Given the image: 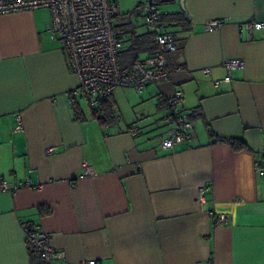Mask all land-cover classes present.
Here are the masks:
<instances>
[{"label":"crops","instance_id":"0c3cea01","mask_svg":"<svg viewBox=\"0 0 264 264\" xmlns=\"http://www.w3.org/2000/svg\"><path fill=\"white\" fill-rule=\"evenodd\" d=\"M114 1L119 63L130 66L154 52L137 42L147 33L144 0ZM160 2L177 44L170 76L141 91L115 87L113 120L104 124L83 95L70 101L79 81L50 38L49 11L0 14V178L21 185L0 191V264H41L23 225L50 235L63 252L54 264H264V28L250 38L242 28L264 22V0ZM172 13L186 22L169 20ZM209 18L224 23L206 31ZM223 58L244 66L215 85ZM175 90L195 131L170 150L159 139ZM16 113L22 131L13 130ZM82 161L97 174L80 177ZM219 213L227 224L215 222Z\"/></svg>","mask_w":264,"mask_h":264},{"label":"built area","instance_id":"2783aa9c","mask_svg":"<svg viewBox=\"0 0 264 264\" xmlns=\"http://www.w3.org/2000/svg\"><path fill=\"white\" fill-rule=\"evenodd\" d=\"M45 8L49 11L51 22L47 25L50 38L58 42L65 51L71 70L78 77V88L73 90V97L81 94L87 99L90 108H96L102 99L111 96L117 86L131 87L141 91L148 83H156L168 79L170 71L168 61L177 50L174 34L168 31L163 20V12L157 0H144L143 25L147 32L153 35L155 51L142 61H135L130 66L119 63L121 50L120 31L113 25L117 12L114 0H0V14L13 13L22 10ZM220 18H209L203 23L206 31L220 29L223 25ZM248 37L254 30L264 28V22L250 19L242 24ZM222 65L226 71L223 78L214 79L215 85L230 79V72L242 68L244 61L239 58H223ZM209 73V68L205 69ZM169 113L166 120L170 125L165 136L160 137L159 144L163 149H175L178 145L188 142L193 136L195 125L189 113L184 109L183 97L180 90L166 98ZM14 131H22L20 113L14 115ZM53 147L47 148L52 152ZM259 169V165L257 164ZM97 173L92 166L82 161L80 177L95 176ZM27 187L40 189L41 184L24 183ZM21 185L9 187L0 178V191L16 192ZM208 190L209 187H206ZM203 196L205 187L198 189ZM218 225L229 222L226 213L215 216ZM25 241L34 249L41 259V264H54L63 252L56 251L50 242V235L40 229L23 225ZM89 264H96L94 260Z\"/></svg>","mask_w":264,"mask_h":264},{"label":"trees","instance_id":"16d2710c","mask_svg":"<svg viewBox=\"0 0 264 264\" xmlns=\"http://www.w3.org/2000/svg\"><path fill=\"white\" fill-rule=\"evenodd\" d=\"M164 18H165V15L163 14V20H164ZM168 19L186 22L187 18L184 15H182L181 13H172L171 18L168 17ZM145 41L149 43V47L151 48V52L155 51L156 46L154 44L153 35L151 33L147 32L144 36L137 38L138 43L145 42ZM110 97H108L106 99H102L100 102L99 108L96 107L95 109H93V115H95V116L97 115L98 119L103 124L113 120V103L110 101ZM74 109H75L76 118L79 119L80 118L79 112H78L76 106L74 107ZM220 140L228 142L229 144H231L236 149L243 148L246 146L244 141H242L239 138H235V137H223ZM33 252H31V254Z\"/></svg>","mask_w":264,"mask_h":264},{"label":"water","instance_id":"95a60500","mask_svg":"<svg viewBox=\"0 0 264 264\" xmlns=\"http://www.w3.org/2000/svg\"><path fill=\"white\" fill-rule=\"evenodd\" d=\"M162 1H164V0H162ZM180 5H181V7L183 8V4H182V0H180ZM184 9V8H183ZM185 14H186V10H185ZM187 15V14H186ZM188 16V15H187ZM188 18H190L189 16H188Z\"/></svg>","mask_w":264,"mask_h":264},{"label":"rangeland","instance_id":"374dc122","mask_svg":"<svg viewBox=\"0 0 264 264\" xmlns=\"http://www.w3.org/2000/svg\"><path fill=\"white\" fill-rule=\"evenodd\" d=\"M157 4H158L159 6H161V2H160V0H157Z\"/></svg>","mask_w":264,"mask_h":264}]
</instances>
